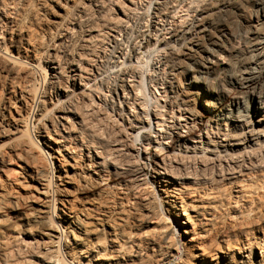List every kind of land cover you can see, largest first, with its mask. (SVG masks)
Segmentation results:
<instances>
[{
  "label": "bare ground",
  "instance_id": "obj_1",
  "mask_svg": "<svg viewBox=\"0 0 264 264\" xmlns=\"http://www.w3.org/2000/svg\"><path fill=\"white\" fill-rule=\"evenodd\" d=\"M0 80L9 264H264V0H0Z\"/></svg>",
  "mask_w": 264,
  "mask_h": 264
},
{
  "label": "rangeland",
  "instance_id": "obj_2",
  "mask_svg": "<svg viewBox=\"0 0 264 264\" xmlns=\"http://www.w3.org/2000/svg\"><path fill=\"white\" fill-rule=\"evenodd\" d=\"M7 49H8V52L9 53H11V55L12 56H14V57H18V54H17V51H16V49H15V47H13L12 46V44H10V43H8L7 42ZM2 51V50H1ZM2 53L4 54V52L2 51ZM45 56H46V54H45ZM35 84H36V87H37V89H38V93L40 94V96L43 94V92L45 91L44 89H46L45 87H44V81L42 80V79H39V81L37 80V82H35ZM6 88V83L4 84V82L2 81V80H0V100H1V98L2 97H4V95L6 94V92H5V89ZM3 93V94H2ZM2 94V95H1ZM0 110H1V106H0ZM25 112H27V111H24V113ZM34 112H36L35 110L33 111V112H30L29 114H28V116H27V119L29 120L28 122H29V132L31 133V135L30 136H32L31 137V139L34 141V143H35V146H37V149H38V151H39V153H41L40 154V156H41V162L43 163V165L45 166V168H46V172H47V175L48 176H50V173H51V175H52V169H50V167H49V160H48V156L46 155V153H48V154H50V155H52V151L49 149V148H47L45 145H44V143L41 141V139H40V137H39V135H38V128L36 127V126H33L34 125V118H35V113ZM23 113V114H24ZM2 116L0 117V144L4 141V133L2 132V129L4 128V127H6L5 129H7V126H5L6 124H7V122H5V121H2ZM32 123H33V125H32ZM31 130V131H30ZM13 164H17V162L16 161H13ZM147 164H148V166H151L150 165V162H147ZM5 205H7V210H8V208L9 207H11V204H9V203H6ZM23 207V209L24 208H27L28 206H29V204H23L22 205ZM6 207V206H5ZM10 210V209H9ZM8 214H10V215H13V212L10 210V211H8ZM14 217V216H13ZM9 239V240H8ZM6 240H8L7 242V246H5L4 248L3 247H1V246H3L2 244L3 243H1L0 242V247H1V249H0V264H9V263H14L15 262V259L14 258H19V259H17V261H19V260H22L24 257H27V256H32L33 254H32V252L31 251H29L28 250V248L27 247H25V248H27V250H25V248H23L24 246H17V245H22V244H17V243H15V244H17L16 246H15V244H14V242L12 243L10 240V238H7ZM6 240L4 241L5 242V244H6ZM9 244V245H8ZM22 248L24 249V250H22ZM21 250L22 251V253L23 254H25L27 251L29 252V253H26V255H21L20 256V254H21V251H18V250ZM2 250H4V251H2ZM6 251V252H5ZM17 251H18V253H17ZM24 251V252H23ZM6 254H10V257L7 255V257H9V258H7V257H5L4 258V255H5V253ZM30 252H31V254H30ZM20 253V254H19ZM20 256H18V255ZM15 255H17V257H15ZM63 253H60V256H61V258L62 259H66V258H64V257H66L65 255H63ZM21 258V259H20ZM8 259H10V260H8ZM14 260V261H11V260Z\"/></svg>",
  "mask_w": 264,
  "mask_h": 264
}]
</instances>
